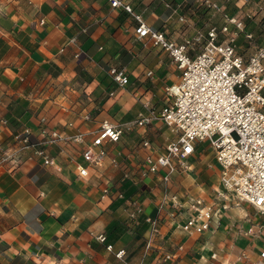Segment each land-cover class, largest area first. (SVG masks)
I'll use <instances>...</instances> for the list:
<instances>
[{"label":"crops","instance_id":"obj_1","mask_svg":"<svg viewBox=\"0 0 264 264\" xmlns=\"http://www.w3.org/2000/svg\"><path fill=\"white\" fill-rule=\"evenodd\" d=\"M130 1L149 25L177 42L224 24L207 0ZM210 1L243 16L254 35L264 26V0ZM137 26L132 14L108 0H20L0 10V158L17 147L14 137L26 127L36 142L52 132L61 136L41 146L60 170L30 151L18 163L0 164V264H157L170 254L173 260L163 264H208L214 252L247 251L256 259L264 248V217L227 204L210 144L198 143L190 170L174 172L168 182L160 174L142 176L146 157L162 152L175 135L156 116L146 127L134 122L161 111L167 88L182 72L150 38H138ZM250 43L258 47L264 40L245 39L243 46ZM115 66L126 68L128 86L113 81ZM106 119L125 126L121 140H106L96 148L106 155L87 162L85 146ZM78 134L84 143L73 140ZM199 199L212 206L217 226L202 236L182 229ZM138 203L145 213L131 220ZM147 215L161 218V236L150 251ZM250 228L257 235L246 236Z\"/></svg>","mask_w":264,"mask_h":264},{"label":"built area","instance_id":"obj_2","mask_svg":"<svg viewBox=\"0 0 264 264\" xmlns=\"http://www.w3.org/2000/svg\"><path fill=\"white\" fill-rule=\"evenodd\" d=\"M108 1L113 8H122L132 14L138 22V38H150L155 47L167 52L182 72L180 82L167 88V102L161 111L157 115H141L134 122L138 127H146L156 116L175 135L162 152L146 157L141 167L142 176L160 174L168 182L174 172L186 173L191 168L189 158L196 152L198 143L207 141L221 168L224 189L233 191L240 200L250 204L264 217V44L250 55L242 53V48L236 44L238 36L244 33L246 41L252 42L254 34L247 30L245 21L237 14L226 12L222 5L210 0H207L208 6L222 15L224 24L221 27L212 25L207 32L198 31L193 36L185 37L182 42L170 39L165 31L149 25L142 14L135 12L130 0ZM110 75L121 87L130 84V75L124 67H112ZM124 129L122 124L103 120L93 142L86 144L83 158L90 163L101 159L106 151H97L96 148L106 140L120 141ZM59 138L61 136L57 132H52L45 142H36L26 127L15 135L17 147L6 150L0 164L18 163L23 154L30 151V157L39 158L45 166L60 170L57 158L41 148L43 144ZM73 140L84 143L85 137L78 134ZM149 144V141L144 142L145 146ZM78 169L80 175L88 174L86 167L79 165ZM109 190L107 188L105 194ZM120 196H123L122 193ZM202 204V200H197L193 205L195 213L182 225L188 234L202 236L217 228L213 226L215 212L212 206ZM163 209L164 205H161L159 211ZM144 213L143 205L138 203L129 212L128 218L136 220ZM160 220L159 216H146L150 229L147 251L161 236ZM253 235H257V232L250 228L246 236ZM99 240L104 243L106 237L101 235ZM108 249L112 250V246ZM178 249L183 251L184 248ZM124 255L125 251H121L118 257ZM173 258L172 254L166 255L157 264L172 261ZM207 263L264 264V248L256 259L247 251L235 254L230 249L223 255L214 252Z\"/></svg>","mask_w":264,"mask_h":264},{"label":"rangeland","instance_id":"obj_3","mask_svg":"<svg viewBox=\"0 0 264 264\" xmlns=\"http://www.w3.org/2000/svg\"><path fill=\"white\" fill-rule=\"evenodd\" d=\"M19 1L20 0H0V10L5 8V7H7V6H9V5H13L14 6V4H17V2H19ZM241 17L243 18V16H241ZM257 32H258V34L255 33L256 36L254 35L255 38H254V40L252 42H254L255 40L256 41L259 40L260 42L264 40V38H263L264 37V26L261 27L260 31H257ZM243 42H245V34L244 33L240 36V38H238L236 40L237 46L240 47V48H243L244 51H246V52L249 50L248 51L249 53H253V52L256 51L257 46L255 45V43H252V44L250 43L248 46H243ZM203 143H208V142L207 141H203ZM220 179H221V176H220ZM220 183H221L220 184V186H221L220 190H222V189L224 190V194L226 196L227 204L229 206H232V207H241V206H245L246 207L247 206V207L251 208L253 213L254 212L258 213V211H256L250 204L240 200L233 191L225 190L224 186L222 184V180H220ZM218 187H219V185H216V184H213V186H212V188H214V189L215 188L218 189ZM238 245L239 246H243L244 242L240 241L238 243Z\"/></svg>","mask_w":264,"mask_h":264},{"label":"trees","instance_id":"obj_4","mask_svg":"<svg viewBox=\"0 0 264 264\" xmlns=\"http://www.w3.org/2000/svg\"><path fill=\"white\" fill-rule=\"evenodd\" d=\"M118 231H119V227H118V225L114 226V227L110 230L111 235H112V234L116 235Z\"/></svg>","mask_w":264,"mask_h":264}]
</instances>
